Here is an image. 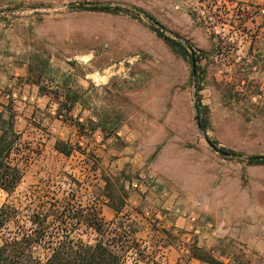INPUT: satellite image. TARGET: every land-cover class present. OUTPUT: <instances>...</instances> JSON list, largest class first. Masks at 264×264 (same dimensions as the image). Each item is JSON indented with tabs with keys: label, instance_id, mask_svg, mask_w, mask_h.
Listing matches in <instances>:
<instances>
[{
	"label": "rangeland",
	"instance_id": "rangeland-1",
	"mask_svg": "<svg viewBox=\"0 0 264 264\" xmlns=\"http://www.w3.org/2000/svg\"><path fill=\"white\" fill-rule=\"evenodd\" d=\"M97 6L119 10L83 9ZM8 100L29 160L15 191L0 189V206L60 199L74 178L87 188L77 199L110 221L83 155L95 153L98 174H119L114 196L157 261L207 264L194 255L201 248L264 264V162L223 157L203 137L264 154V0H0V104ZM125 264L144 262L130 252Z\"/></svg>",
	"mask_w": 264,
	"mask_h": 264
},
{
	"label": "trees",
	"instance_id": "trees-1",
	"mask_svg": "<svg viewBox=\"0 0 264 264\" xmlns=\"http://www.w3.org/2000/svg\"><path fill=\"white\" fill-rule=\"evenodd\" d=\"M83 9L119 10L108 6ZM164 40L169 46L186 52L174 39L165 36ZM0 107V189L12 194L23 178L29 155L22 134L16 129L11 100ZM55 147L66 156L73 151L60 141ZM83 155L86 161L92 160V175L104 183L102 195L114 211L113 218L106 221L95 206L77 199L76 194L87 188L74 178L70 179L71 192L60 199L33 198V203L28 202L23 208L3 204L0 206V264H125L130 252L144 264H162L153 251L138 242L136 220L124 210V199L116 200L114 196L111 181H119V174L106 171L98 174L97 154ZM90 235L92 243L84 239ZM194 253L207 264H230L207 256L201 248Z\"/></svg>",
	"mask_w": 264,
	"mask_h": 264
},
{
	"label": "water",
	"instance_id": "water-1",
	"mask_svg": "<svg viewBox=\"0 0 264 264\" xmlns=\"http://www.w3.org/2000/svg\"><path fill=\"white\" fill-rule=\"evenodd\" d=\"M153 23L160 29H164V27L156 22V21H153ZM186 46V48L188 49L189 53H190V58H191V74H192V77H193V82H195V76H196V60H195V54H194V49L188 45V44H184ZM193 108H194V120L196 122V125H197V128L199 129L200 128V123H199V120H198V116H197V105H196V102L194 100V105H193ZM202 134V132H201ZM203 137L205 138L207 144L209 145V147L215 151L217 154L223 156V157H227V158H235V159H244V160H247V161H256V160H263L264 159V154H258V155H242V154H239V153H234V152H230V151H226V150H223L221 148H218L215 144H213L212 141H210L206 136L203 135Z\"/></svg>",
	"mask_w": 264,
	"mask_h": 264
}]
</instances>
